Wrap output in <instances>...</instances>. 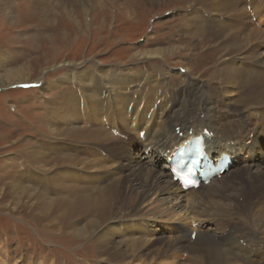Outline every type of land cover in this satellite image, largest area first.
I'll return each instance as SVG.
<instances>
[{"label":"bare ground","instance_id":"obj_1","mask_svg":"<svg viewBox=\"0 0 264 264\" xmlns=\"http://www.w3.org/2000/svg\"><path fill=\"white\" fill-rule=\"evenodd\" d=\"M127 1L34 0V8L49 21L60 7L77 23L78 9L88 16L95 5L115 9ZM198 1L187 12V28L222 49L211 77L195 79L186 66L174 89L160 68L130 75L100 63L63 64L68 72L41 89L64 83L74 88L44 101L49 141L28 151L63 192L46 197L48 179L23 185L25 173L37 181L23 168L16 181L0 188V204L7 198L13 203L1 209L17 211L18 200L35 206L54 229L92 239L98 264H182L184 254L186 264H264L258 235L264 230L251 222L264 219V0ZM0 14L16 22L13 0L0 2ZM30 41L37 39L29 34ZM197 48L192 42L170 50L137 49L132 60L165 59ZM6 64L0 60V89L29 81V67ZM199 134L210 157L226 154L231 165L209 185L181 191L165 161ZM74 182L77 192L67 188ZM15 264L28 262L21 258Z\"/></svg>","mask_w":264,"mask_h":264},{"label":"rangeland","instance_id":"obj_2","mask_svg":"<svg viewBox=\"0 0 264 264\" xmlns=\"http://www.w3.org/2000/svg\"><path fill=\"white\" fill-rule=\"evenodd\" d=\"M195 2L199 3L198 0H157L148 4L146 0H131L126 3L129 6L119 5L115 9L108 4L95 5L88 16L78 9L75 23L60 7L46 21L38 15L34 0H13L16 22L9 23L0 14V60L3 59L10 68L29 67L30 76L28 82L0 89V188L16 181L21 170L26 168L37 176V181H30V175L25 173L22 175L25 179L23 185L32 187L48 179L51 180L49 186L43 190L46 197L63 192L53 185L49 173L37 169L28 153L30 148L49 141L44 101L74 88L73 84L64 83L50 91L41 89L43 83H57L68 72V67L63 64L82 63L91 67L100 63L110 70L130 75L145 71L152 73L155 68H160L174 89H178L184 80L181 70L186 66L195 79H209L218 66L222 49L207 36L198 38L190 32L191 28H187L190 20L186 15ZM241 7L245 9L244 2ZM251 10L249 12L246 7L248 15H251ZM29 34L37 41L28 43ZM63 34L68 37L64 38ZM192 42L198 45L192 54L185 51L179 55H166L162 60H132V54L137 49L145 51L161 47L170 50L190 47ZM38 78L40 81L36 85ZM126 139L124 136L123 140ZM137 148L138 152L141 148L139 144ZM130 149H127L128 152H131ZM104 153L108 156L107 152ZM31 177L34 175L31 174ZM78 186L74 182L67 188L77 192ZM17 202V211L13 212L1 209L2 205L10 206L11 198L0 204V264H15L21 258L28 264H98L97 247L92 239L81 241L61 233L54 229L53 223L52 228L51 222L36 213L35 206L20 200ZM148 209L145 208L146 211ZM251 222L264 230V219L253 218ZM167 232L164 233L166 237ZM258 235L264 240L263 233ZM185 257L184 254L179 262L186 264Z\"/></svg>","mask_w":264,"mask_h":264}]
</instances>
